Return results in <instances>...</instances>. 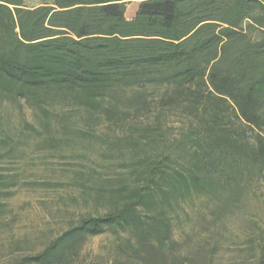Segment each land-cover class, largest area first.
<instances>
[{
	"label": "trees",
	"instance_id": "obj_1",
	"mask_svg": "<svg viewBox=\"0 0 264 264\" xmlns=\"http://www.w3.org/2000/svg\"><path fill=\"white\" fill-rule=\"evenodd\" d=\"M131 1L31 9L0 0V106H26L46 130L68 122L70 137L94 138L88 123H114L132 160L130 180L109 191L117 205L80 216L20 264H75L107 232L129 252L109 264H189L167 248L169 209L201 199L216 226L264 189V0H139L128 20ZM151 88L163 92L154 110ZM173 108L186 121L172 138L156 122L126 123ZM13 186L0 175V197Z\"/></svg>",
	"mask_w": 264,
	"mask_h": 264
},
{
	"label": "rangeland",
	"instance_id": "obj_2",
	"mask_svg": "<svg viewBox=\"0 0 264 264\" xmlns=\"http://www.w3.org/2000/svg\"><path fill=\"white\" fill-rule=\"evenodd\" d=\"M54 1L25 0V5L33 9ZM139 4V0L127 4L128 20L135 18ZM162 94L149 90L147 102L152 110ZM153 117L136 122L128 118L126 123L156 122L172 138L186 121L175 108L160 120ZM50 124L51 130L44 129L26 106H0V175L15 185L0 197V264H20L24 256L40 252L80 216L112 209L119 199L109 191L130 180L125 169L132 161L130 150L116 145L121 129L114 123H88L94 138L68 136L62 130L68 122ZM78 125L85 128L82 122ZM184 207L186 212L169 209L174 224L173 243L167 245L170 251L187 258L189 264H258L264 251V189L248 192L216 226L201 199ZM128 254L119 247L117 236L107 232L89 239L75 264H109Z\"/></svg>",
	"mask_w": 264,
	"mask_h": 264
}]
</instances>
